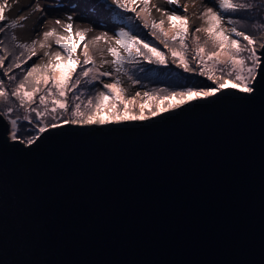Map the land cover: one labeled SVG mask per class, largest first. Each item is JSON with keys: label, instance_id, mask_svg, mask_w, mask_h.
I'll use <instances>...</instances> for the list:
<instances>
[{"label": "water", "instance_id": "water-1", "mask_svg": "<svg viewBox=\"0 0 264 264\" xmlns=\"http://www.w3.org/2000/svg\"><path fill=\"white\" fill-rule=\"evenodd\" d=\"M258 79L251 95L49 128L31 146L0 107V264H264Z\"/></svg>", "mask_w": 264, "mask_h": 264}, {"label": "snow or ice", "instance_id": "snow-or-ice-1", "mask_svg": "<svg viewBox=\"0 0 264 264\" xmlns=\"http://www.w3.org/2000/svg\"><path fill=\"white\" fill-rule=\"evenodd\" d=\"M151 0H110V4L114 6V10H120L122 12L135 13V19H143L141 13L151 15V9L149 5ZM166 3L171 7V14L168 15V21L171 28L174 30L173 34L169 38V33L164 30V21L159 22L151 21L149 23L144 19L143 27L151 28V35L160 39V42L164 44L165 48H168L172 57V62L176 63L178 67L183 68L185 72L194 71L189 66L188 57L186 56L189 50V45L186 43L189 32V21L187 16L178 14L176 9L180 7L179 0H166ZM217 10L214 11L212 7L207 8L206 12L201 15L207 17L208 27L204 29L208 37L212 40L215 50L206 52L205 47L197 44L195 54L191 57L199 66H201L200 75L207 76V78L215 84L214 87L197 88L189 87L186 91L180 93H171L168 96H164L160 104L155 109L148 108L147 103H141L139 105V114H133L129 105L135 103V97L130 99L125 98L122 94L124 89L119 87V82L105 83L103 88L107 91H100L97 96L89 98L85 103L81 97L83 93L75 94V102L71 109L68 103V93H76L82 83L92 84L100 79V77L111 76L112 72L100 71L95 67V62L89 55L88 44H83L82 55L84 59L81 61L76 55L77 48L80 47V42L85 41L86 35L83 30L73 32V17L67 16V21L64 25V31L66 36H56L55 43L63 50L64 56H61L59 52L55 54V61H49L46 65H34L26 70V75L23 77L21 83L17 86L16 90L11 93L12 96L18 97L21 105L26 102L31 105L36 102L37 94L41 92V88L44 89V94L38 96L39 105L44 106L43 109L36 107L30 108L32 113H35L37 121L51 118L52 121L47 125L38 126L35 128L40 134H43L49 130V128H59L63 125H99L103 126L112 123H121L125 121H143L150 117H155L163 112H167L170 109H175L183 106L193 100L208 98L216 96L222 90L232 89L239 93L251 95L256 91V84L259 82V77H264V67H262L261 56L258 55L259 49H264V44H259L257 47V39L246 33L244 30L238 29L235 25L236 20L231 18L227 19V23L232 25L230 34L225 33L221 29L222 20H224L226 13L238 14L241 12H248L253 8V5L248 2H239V0H218L216 5ZM38 11H43L42 8L37 6ZM160 10V9H158ZM187 11V8H184ZM5 6L0 5V33H4L6 28L15 29L18 25L13 21L10 25H6L3 22L6 21ZM26 19V17H22ZM129 19H133L130 17ZM59 25L61 21L56 20ZM264 23V21H262ZM264 30V29H261ZM201 29H195V32H200ZM44 38L48 39L53 37L55 30H49L45 32ZM108 33H103L102 36H98L95 39L100 41L105 39ZM236 38H232V37ZM164 37L165 39H161ZM246 41L243 44L238 38ZM169 39L171 42L179 43V50L170 47ZM198 40V38H197ZM0 43L3 40L0 39ZM115 43L117 47H110L108 52L114 58L112 63L116 66L115 71H122V64L124 61H132L136 57H143L148 63H156L159 65H166L168 60L163 51L152 43L145 42L137 35H134L132 31H126L124 27H121L118 32L115 33ZM17 47L27 49L31 55L27 59H31L36 56L35 42L32 45L18 44ZM44 47V45H41ZM120 49L126 55H121ZM246 53V55H243ZM47 54V53H46ZM6 57H0V68L4 67ZM66 59L67 63L63 64L62 61ZM19 61V58H17ZM211 62V65H209ZM21 63H27V60L19 61L14 65L9 66V71L12 67L19 68ZM80 71L77 73V68ZM207 69V71L205 70ZM219 72L220 75H216L215 72ZM7 71L4 75H7ZM74 74L75 77H74ZM138 82V81H137ZM31 85V90H27L26 85ZM137 96L140 93L136 94ZM145 96H149L145 93ZM51 99V108L48 107V98ZM0 98L5 101L8 99V92L0 87ZM149 99H157L156 97L149 96ZM164 100L174 101L167 105L163 104ZM148 108L150 116L145 115V109ZM84 109H88L87 112ZM12 108H8L7 112L11 114ZM65 113H70L69 118L63 119ZM32 124L33 121L29 116L25 115L23 118ZM11 134L12 141H19L27 146H31L39 139L37 135H31L28 139H23L21 135L17 133L18 121L17 119H11Z\"/></svg>", "mask_w": 264, "mask_h": 264}, {"label": "rangeland", "instance_id": "rangeland-1", "mask_svg": "<svg viewBox=\"0 0 264 264\" xmlns=\"http://www.w3.org/2000/svg\"><path fill=\"white\" fill-rule=\"evenodd\" d=\"M264 0H239V2H248L253 5V8L248 12H241L238 14L226 13L224 20L221 23V29L225 33L231 31L232 25L227 23V19L231 18L237 21L235 25L240 30L246 31L247 34L254 36L259 44H263L264 39ZM218 0H179L180 7L176 9L178 14L187 16L189 21V32L186 43L189 45V50L186 53L188 57L189 66L194 71L185 72L183 68L178 67L176 63L172 62V57L168 48L164 47V44L160 42L155 36L151 35V28H144L143 22L146 19L149 23L151 21L159 22L164 21L163 27L166 32L169 33V38L173 34L174 30L168 21V15L171 14V7L166 3V0H151L149 8L151 9V15L141 13L143 19H135V13L122 12L120 10H114V6L110 4V0H0V5L5 6L6 21L3 23L10 25L13 21L17 23L15 29L6 28L4 33H0V39L3 43H0V57H6L4 67L0 68V87H3L8 92V99L5 101L0 98V107H2V113H8L7 109L12 108L11 114L8 113V136L11 134V119H17L18 127L17 133L21 135L23 139L30 138L31 135L39 136L40 133L35 131L38 126L47 125L52 121L51 118H46L37 121L35 113L30 111V108L36 107L43 109L44 106L39 105L38 96L44 94L43 87L41 92L37 94L35 103L29 105L27 102L21 105L18 97L11 95L16 90L17 86L23 80L26 75V70L34 65H46L49 61H55V54L59 52L61 56H64V52L55 43L56 36H66L64 31V25L68 23L67 16L73 17V32L83 30L86 35L85 41L80 42V47L76 50V55L82 61L84 59L82 55L83 44H88L89 55L95 62V67L100 71L112 72L111 76L100 77V79L92 84L82 83L79 90L76 93H68V103L71 109L75 102L74 95L83 93L81 99L85 103L89 98L97 96L100 91H107L103 88L105 83L119 82V87L124 89L123 96L125 98L135 97V103L129 105L133 114H139L141 103H147L148 108L155 109L164 96H168L171 93H180L187 90L189 87L207 88L214 87L213 81L209 80L207 76L200 75L201 66H199L191 57L195 54L197 44L205 47L206 52L215 50V46L212 40L208 37L207 33L203 31L208 25L207 17L201 15L206 12L207 8L212 7L214 11L217 10ZM37 6L43 9L38 11ZM187 11H184V8ZM160 9V10H158ZM26 17V19H22ZM132 17L133 19H129ZM59 19L61 24H57L56 20ZM121 27H124L126 31H132L134 35H137L145 42L152 43L157 46L166 55L168 63L166 65H159L156 63H148L143 57H136L132 61H124L122 64V71L116 72L115 65L112 63L113 57L108 52L110 47H119L115 43V33L119 31ZM201 29L200 32H195V29ZM49 30H55L53 37L48 39L44 38V33ZM107 32L108 36L104 39L97 41L95 38L102 36ZM198 38V40H197ZM236 38V37H232ZM161 39H165L161 37ZM243 44L242 37L238 38ZM35 42L36 56H33L30 60L27 59L31 53L27 49L17 47L18 44L32 45ZM44 45V47H41ZM170 47H174L179 50L178 42H171L169 39ZM121 55H126L122 49H120ZM47 53V54H46ZM258 55L261 56V49L258 50ZM243 55H246L244 53ZM19 61L27 60V63H21V67H12L9 71V66L14 65ZM63 64L67 61L64 59ZM211 65V62H209ZM207 71V69H205ZM7 71V75L4 73ZM80 71L77 68V73ZM216 75H220L217 71ZM76 74H74L75 77ZM138 81V82H137ZM27 90H31V85H26ZM140 93L139 96L136 94ZM148 93L149 96L156 97L157 99H149V96H145ZM51 99L48 98V107L51 108ZM174 101L164 100L163 104L167 105ZM146 108L145 115H148L149 110ZM85 112L88 109H84ZM27 115L33 121L29 124L23 118ZM70 113H65L63 119L69 118Z\"/></svg>", "mask_w": 264, "mask_h": 264}, {"label": "trees", "instance_id": "trees-1", "mask_svg": "<svg viewBox=\"0 0 264 264\" xmlns=\"http://www.w3.org/2000/svg\"><path fill=\"white\" fill-rule=\"evenodd\" d=\"M264 2V1H263ZM261 39H264V36H262V38Z\"/></svg>", "mask_w": 264, "mask_h": 264}]
</instances>
